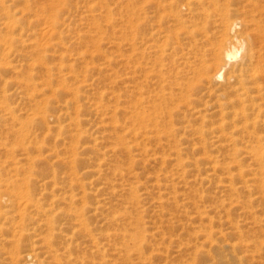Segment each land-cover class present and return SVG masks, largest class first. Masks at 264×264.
<instances>
[{
  "label": "rangeland",
  "instance_id": "374dc122",
  "mask_svg": "<svg viewBox=\"0 0 264 264\" xmlns=\"http://www.w3.org/2000/svg\"><path fill=\"white\" fill-rule=\"evenodd\" d=\"M128 1L0 0V192L40 206L3 208L10 219L0 223V264H56L49 249L70 264H264V246L260 258L251 247L264 242V142H247L231 118L220 125L222 115L203 108L207 90L190 72L199 60L170 44L183 30L170 36L167 20L128 19ZM155 1L153 16L175 11L172 1ZM229 1L264 69V0ZM152 30L163 37L147 39ZM149 41L163 44L154 49L161 57ZM149 67L163 77L150 80ZM168 85L182 92L166 94L170 114L156 124L147 99ZM133 103L146 117L132 125L124 116Z\"/></svg>",
  "mask_w": 264,
  "mask_h": 264
},
{
  "label": "bare ground",
  "instance_id": "6f19581e",
  "mask_svg": "<svg viewBox=\"0 0 264 264\" xmlns=\"http://www.w3.org/2000/svg\"><path fill=\"white\" fill-rule=\"evenodd\" d=\"M142 1H143V3H145L147 5L146 8L149 10L145 11L146 8L145 9H141V8L139 9L137 7V5L140 4L139 0L128 1L127 3H129V2L132 3L131 4L132 7L129 8L130 6L128 5L129 6L128 8L130 9L129 10L126 7L127 3L124 5L125 8L128 9V12L129 11L131 12V13L129 12L130 13L129 15L131 16V18H128V17L127 18L131 19V20L133 18L134 19L135 18L136 19L142 18L145 20L147 18L152 19V17H159L160 20L161 19H163L165 21L167 20V22H166L167 25L165 24V30L168 31L167 33L169 35H170L169 32H172L175 29H177V32L180 31V29L183 30L181 32H178L180 34V35H178V37L182 36L180 38V40H179V38H177L178 39L177 42L170 43V44L171 45L176 44L178 47H172V48L180 50L184 55L189 56L193 53L194 54L193 56L195 57V58L193 57L194 58L193 62L199 60V62L195 63V64H197V66H195V67H194V65H195L194 63H193L194 65L192 67H190V65H188V64H186V66L188 65V68L189 67L192 68L191 71L190 70L189 71L193 72L194 77L195 76L197 77V78L195 77L196 80L198 79L196 81V83L203 85L202 87H201V85L200 86L198 85V86L202 89L207 90L206 92L208 93L207 94L208 99L206 101H204L203 108L205 110L206 109L212 110L211 115L213 113L214 114L215 113L221 114L222 117H220L221 115L218 114V116L220 118H222L221 122L219 123L220 125H225L227 118H231L233 126H236V125L241 126V131H243L245 133L244 137L246 138L247 142H264V134L258 135L254 132L247 131L248 127L251 128L252 130L262 128L264 131V86L260 83L261 80L264 78V69H263V66L261 65L260 61H258V59H256L255 52L251 49L247 40L241 36L243 29H246L247 25L243 24L241 21H239L238 19H235L233 17V10L234 9L230 8V4H228V2H230V1L229 0H170V1H172V3L171 2L166 3V4H168V6L170 8L168 6L167 7L169 9H171V7L175 6V11L173 10L174 14L170 15V13L173 12L170 10L171 12L168 13L169 15H167V16H165L166 13L158 14V16H156L154 14L155 16H153L152 12L157 14V12L160 11L158 9L159 8L161 9V5H160L159 1H155V0H154L155 2L153 0H142ZM249 1H251V0H249ZM165 2H168V1H165ZM143 3L141 5H143ZM255 4L256 3H254V5ZM258 6H259V4H258ZM142 7H144V6H142ZM157 7H159V8H157ZM163 8L165 10L166 6L165 7L163 6ZM140 10H141V12H140ZM164 10H162V11H164ZM237 10L240 11L239 7ZM143 11L145 12L146 15H141V14H144V13H142ZM155 11H157V12H155ZM124 14H125V10H124ZM124 14H122V15H124ZM136 19H135V21H136ZM122 21H124V20H122ZM129 21L130 20H127V23ZM138 21H141V19ZM150 21L151 20H149V24H150ZM169 22H171V23H169ZM123 23L126 24V21ZM125 24H124V27H126ZM146 24H148V23H146ZM135 25H137V24L136 23L133 24L134 28H135ZM199 25L201 28L204 29L203 33H206L204 35L202 34L203 38H201V39H203L202 40L203 42H201V40L199 42L198 39H195L196 33L194 31H196L198 29ZM128 26L130 27V25H128ZM155 27H156V25H155ZM135 30H136V28H135ZM198 31H199V29L197 30V32ZM177 32L175 31V33H177ZM200 32H202V30H200ZM160 33H158V31H153L151 33V31H150V38L147 37V39H149V40L151 39V41H152V40H154V38L163 37V36H160L162 34V33L161 34ZM175 33H172V34L174 35ZM165 34L166 33H163V35H165ZM182 39L186 40L183 44L180 43ZM162 40H163V38H162ZM151 41H149L150 44L148 45L149 47H147V48L152 49V51L154 49H156V47H157V49H161L160 46L163 44H161L160 46L157 44L159 46V48L156 44H154V45H156V47H152L153 43ZM158 41H160V40H158ZM165 41H166V39H165ZM165 41L163 40L161 43H163ZM144 42H145V40H144ZM131 44H134V43H131ZM134 45L136 46V44H134ZM184 45H189L190 47H183ZM199 45H202L204 47H198ZM184 50H187V52H183ZM156 54H157V57L158 56L161 57V54H163V50H161L160 52H159V50H157L156 52L154 50V53L152 55H156ZM206 55H208L207 56L208 58L203 59L204 57H206ZM199 57L202 59H199ZM262 58L264 59V57H262ZM157 59L154 58V60H156V61H157ZM148 61H149V59H148ZM145 62H146V60H145ZM189 62H192V61H189ZM153 63H154V61H153ZM135 64H136V62H135ZM135 64L133 63V65H134L133 67H136V69H137L138 65L136 66ZM144 65H146V64H144ZM183 66L185 67L184 64H183ZM0 68H4V66H2V64H0ZM152 68L149 67V69H148V73L151 72V74H152L151 75L152 77H150V80H152L156 76L158 79L163 77L161 75V71H158L157 69H156V71H154V69H152ZM135 70H132L133 74H134V76L132 75L133 79H136V78H134L136 76V74L134 73ZM186 70H187V68H186ZM144 72H146V71H144ZM156 72L158 73V75H155L153 77L154 73H156ZM187 72H188V70H187ZM141 73L143 74V71ZM193 74H190V75H193ZM187 75H189V74H187ZM145 77H148V76L145 75ZM157 78H156V80H158ZM182 79L185 80V78H183V76H182ZM175 81L177 82V80H175ZM218 81H220V82H218ZM158 82H160V81H158ZM161 82L164 83V81H161ZM198 82H200V83H198ZM160 83H157V84L160 85ZM248 83L250 84V87L246 88L245 85ZM176 84H178V82L175 83L174 86H178L180 88V87H182L180 85L181 84L183 85V82L179 85H176ZM185 84H187V83L185 82ZM188 84L190 85V81L188 82ZM154 85H155V83H154ZM153 86L151 85V87H153ZM154 87H156V85ZM159 88L161 89L162 87L159 86ZM159 88H158V90H155L156 88H154V90H151L153 93L152 97H150L151 96L150 95L149 99H147V108L149 110L152 109V111L154 113H157L152 118V120H155L154 123H156V124H159V122H160V124L164 123L165 116H168L170 114L169 106H168V102H167L168 98L173 97V99H174V97H176L177 94H180V92H182V89H179L180 92L176 93L177 92L176 89L172 90L170 87V89L168 88L170 91L167 89L168 91H165V93H163L162 91L165 88L162 90H160ZM197 90H199V89H197ZM166 94L169 95V97ZM136 95H137V93H136ZM171 99H169V101ZM133 101H136V99L132 100V102ZM127 102H128V100H127ZM132 105H134L133 106L134 108L131 107V104H130V107L133 109L130 112L131 115H129L128 117H125L127 111L130 109L127 110V108L125 107L126 106L125 101L122 102L121 108H120V114L125 115L124 119L125 118H126V120L129 119L133 125L134 123L139 122V120H143L146 116L144 115V109L140 108L141 106L139 107V105H137L139 108H136L137 106L135 107L134 103ZM145 107H146V105H145ZM204 109H202V110H204ZM202 110L199 109V110L193 111V114L199 116V114ZM9 117L11 119L13 118L12 113H9ZM224 139H226L227 141L234 140L232 134L225 135ZM251 150H253V148ZM259 150L261 152V148ZM256 155L257 154H255V156ZM259 157H260V155H259ZM258 162H259V165H257L255 171L257 169H259L260 171L263 169V166L260 164V160H258ZM250 174L253 175L254 173H250ZM261 174H262L261 172H258L259 176L257 177V182H260V183H262V180L264 178V176H262ZM242 176H243V174H242ZM253 178H255V177H253ZM24 181H26L25 178H22L20 180L14 179L11 182V185L14 186L17 182H20L21 184H23ZM248 181L256 182V180L252 179V178H250ZM17 187H18V185H15L13 189H15ZM10 192H11L10 193L11 196L10 195H3L4 193L0 192V223H4L6 221H9V219H10L7 212L3 210V208H5V207L14 208L15 212L17 214H20L25 209L31 208V207L36 208V209H40V206L37 204V202H35L30 196H28L24 193L22 194V192H19V191L13 192L10 190ZM42 212L45 214L48 213L45 210H42ZM129 240L135 241V239L133 238L132 235L129 236ZM261 245L264 246L263 241H260L258 244L252 243V245H251V247L253 249H256L254 251L257 254L256 256H258L259 258H260V256H259L260 253H258L257 248ZM65 250L67 253H69L68 248H66ZM51 252H53V254H55L52 257V259L56 262V264H70V259L68 258L69 255H67L66 257L63 258V253L57 254L56 252H54L50 249L47 251V254H49ZM249 252H250V259L252 260L255 257V254H253L251 251H249ZM10 262H12V261H10ZM25 264H39V263H37V261L35 260L34 257H30V259L28 261H25ZM79 264H86V263L80 262ZM91 264H93V263H91Z\"/></svg>",
  "mask_w": 264,
  "mask_h": 264
}]
</instances>
